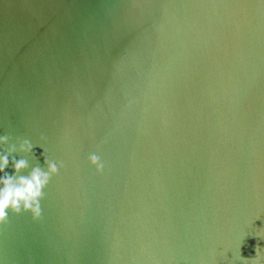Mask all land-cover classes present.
<instances>
[{
	"label": "water",
	"instance_id": "1",
	"mask_svg": "<svg viewBox=\"0 0 264 264\" xmlns=\"http://www.w3.org/2000/svg\"><path fill=\"white\" fill-rule=\"evenodd\" d=\"M5 132L64 167L4 264H264V0H0Z\"/></svg>",
	"mask_w": 264,
	"mask_h": 264
},
{
	"label": "clouds",
	"instance_id": "2",
	"mask_svg": "<svg viewBox=\"0 0 264 264\" xmlns=\"http://www.w3.org/2000/svg\"><path fill=\"white\" fill-rule=\"evenodd\" d=\"M35 146L37 145L29 138H14L8 132L0 134V225L8 221L10 213H30L34 221L43 217L41 201L45 198V189L64 164L62 161L49 159L43 146L38 145L43 149L41 155L44 157L45 167H41L33 152ZM14 154H19L21 158L16 159ZM10 158L14 169L11 175L6 171L10 166ZM30 159L33 160L31 167ZM88 162L96 169L97 174H103L105 165L99 156L90 154ZM25 172L27 174H22ZM0 264H4L2 258Z\"/></svg>",
	"mask_w": 264,
	"mask_h": 264
},
{
	"label": "snow or ice",
	"instance_id": "3",
	"mask_svg": "<svg viewBox=\"0 0 264 264\" xmlns=\"http://www.w3.org/2000/svg\"><path fill=\"white\" fill-rule=\"evenodd\" d=\"M147 6H148V7H152L153 5H151V4L148 3Z\"/></svg>",
	"mask_w": 264,
	"mask_h": 264
}]
</instances>
